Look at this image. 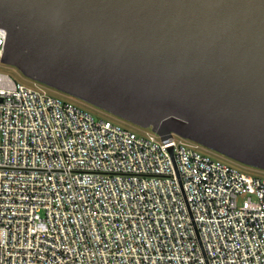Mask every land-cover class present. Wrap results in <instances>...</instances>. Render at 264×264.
Returning a JSON list of instances; mask_svg holds the SVG:
<instances>
[{
	"label": "built area",
	"instance_id": "built-area-1",
	"mask_svg": "<svg viewBox=\"0 0 264 264\" xmlns=\"http://www.w3.org/2000/svg\"><path fill=\"white\" fill-rule=\"evenodd\" d=\"M176 136L0 73V264H264V177Z\"/></svg>",
	"mask_w": 264,
	"mask_h": 264
},
{
	"label": "water",
	"instance_id": "water-1",
	"mask_svg": "<svg viewBox=\"0 0 264 264\" xmlns=\"http://www.w3.org/2000/svg\"><path fill=\"white\" fill-rule=\"evenodd\" d=\"M0 27L27 77L264 170V0H0Z\"/></svg>",
	"mask_w": 264,
	"mask_h": 264
},
{
	"label": "rangeland",
	"instance_id": "rangeland-1",
	"mask_svg": "<svg viewBox=\"0 0 264 264\" xmlns=\"http://www.w3.org/2000/svg\"><path fill=\"white\" fill-rule=\"evenodd\" d=\"M0 73H4L9 75L14 81L16 82H20L23 83L27 86L30 87H35V85H40L42 86L44 89H46V91L51 94L52 96L62 99L64 101L70 102L74 105H76L77 107L84 109L86 111H89L90 113H92L96 118H102V119H106V120H110L118 125H121L122 127L128 129V130H132L135 131L139 134H145L147 131H150L151 128H143L140 127L136 124H133L132 122H129L125 119H122L118 116H115L113 114H111L110 112L103 110L93 104H90L84 100H81L79 98H76L74 96H71L69 94H66L60 90H57L53 87H50L48 85L42 84L40 82H37L29 77H27L19 68H17L14 65L11 64H7L4 63L1 59H0ZM177 139H179V136H176ZM181 139V138H180ZM184 139V138H183ZM187 142L190 143H196L195 141L186 139ZM198 150L204 154H207L213 158L216 159H220L238 169H240L241 171L248 173L250 175L253 176H260V177H264V170L257 168V167H253V166H249L246 164H243L241 162H238L236 160H233L227 156H224L212 149H209L205 146L200 145ZM243 196L239 197V201H242Z\"/></svg>",
	"mask_w": 264,
	"mask_h": 264
}]
</instances>
